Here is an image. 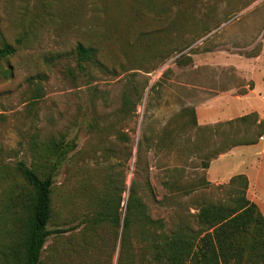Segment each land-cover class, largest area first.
<instances>
[{
  "label": "rangeland",
  "instance_id": "rangeland-1",
  "mask_svg": "<svg viewBox=\"0 0 264 264\" xmlns=\"http://www.w3.org/2000/svg\"><path fill=\"white\" fill-rule=\"evenodd\" d=\"M6 42L17 51L0 62V264L17 242L26 217L21 195L30 191L14 166L31 164L34 146L49 138L78 145L53 186L49 228L65 231L48 237L41 264H146L135 231L122 253L121 228L89 222L102 197L115 207L121 194L124 217L134 184L152 217L168 227L195 224L198 207L225 199L216 185L257 148L218 153L228 134L256 132L226 124L250 101L220 91L242 84L236 58L264 53V0H0V46ZM78 43L95 49L82 66ZM203 98H213L200 108L213 119L196 124ZM161 136L167 145L156 147ZM205 162L226 170L224 181L211 180Z\"/></svg>",
  "mask_w": 264,
  "mask_h": 264
},
{
  "label": "trees",
  "instance_id": "trees-1",
  "mask_svg": "<svg viewBox=\"0 0 264 264\" xmlns=\"http://www.w3.org/2000/svg\"><path fill=\"white\" fill-rule=\"evenodd\" d=\"M16 51L14 44L3 43L0 46V62ZM94 55L93 47L77 44L76 57L80 66L91 61ZM194 115L198 124L196 111ZM241 123L245 133L250 129V132L256 131L255 134L241 137L228 134L219 154L235 146L257 143L264 133V119H260L257 112L226 121V124L235 127ZM220 125L218 123L214 127L218 129ZM77 145L74 138L52 137L34 146L31 164L20 160L14 166L15 172L28 184L30 191L21 195L26 199V217L9 258L2 264H41L48 237L65 231L64 228H49L53 213V186L57 172ZM166 145V138L161 136L156 147ZM209 166V162L204 163V167ZM202 181V186L211 185L205 178ZM216 187L223 189L227 197L203 202L194 215L195 224L182 219L168 227L163 219L152 217L149 206L136 193L134 184L130 188L124 217L118 210L122 203L119 194L115 207L111 204L112 200L102 197L101 208L90 217L89 222L91 225L110 222L121 228L122 253L130 246V232L135 231L149 253L146 264H264V214L258 204L248 197V176L245 173L235 174L227 184Z\"/></svg>",
  "mask_w": 264,
  "mask_h": 264
},
{
  "label": "crops",
  "instance_id": "crops-1",
  "mask_svg": "<svg viewBox=\"0 0 264 264\" xmlns=\"http://www.w3.org/2000/svg\"><path fill=\"white\" fill-rule=\"evenodd\" d=\"M208 52L209 53L207 54L206 57L210 59L209 65L211 67L213 65L212 58L214 59V57L211 56L210 51ZM223 59L229 60L227 58H223ZM260 59H262L264 62V53H262L259 56L254 55V54L250 56L240 55L238 59L236 58L235 61H233L235 63L229 62L235 67V70H234L235 74L241 76L240 79L242 81V84L240 86H237L235 84L231 85V87H229L227 90H223L220 92L229 94L228 96L231 97V99L238 101V102L250 101L248 102L249 105L245 109L240 110L241 112L240 116L244 114H249L251 112H257L259 115V118L264 119V104L260 105V102H259V99H260L264 103V95H262L261 93L264 91V86H263L264 85V65L262 68L261 79L258 77V74H257V67H258ZM211 84L212 82L210 81L209 85ZM209 89H212V87H209ZM239 91H241L242 93L239 94ZM212 99L213 98L211 99L203 98L202 99L203 103L196 106L198 108L197 117H198L199 123L203 124L207 121H212L213 118L207 120V117H213V116H211V114L209 113L204 114L203 111H201L200 109L203 106L207 105L208 103L212 102L213 101ZM253 101H254V104H253ZM239 146H242V145H239ZM239 146L233 147V149H231V152H233L235 148ZM243 146L244 147L246 146H256L257 147L254 150L247 149L244 151L242 155L244 156V159L242 160V169L239 171V173H245L248 176L249 178V189L247 193L248 197L252 201L258 204L262 213L264 214V207H263L264 205L261 204L259 201H257L259 185L263 181L262 177L264 175V133L259 138L257 143L243 145ZM227 154L228 153H225V155ZM222 155L224 156V154ZM221 157L217 158V161L220 160ZM213 165L214 164H212V166L209 168V173L211 175L210 179L213 181H217V180L224 181V179H219V178H223L225 175H228L227 171L221 170L216 173V171H213Z\"/></svg>",
  "mask_w": 264,
  "mask_h": 264
}]
</instances>
